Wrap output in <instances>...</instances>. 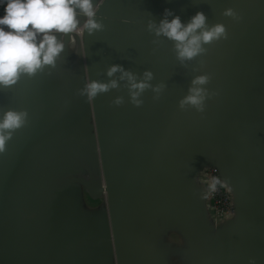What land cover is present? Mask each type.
I'll return each instance as SVG.
<instances>
[{
	"label": "crops",
	"instance_id": "obj_1",
	"mask_svg": "<svg viewBox=\"0 0 264 264\" xmlns=\"http://www.w3.org/2000/svg\"><path fill=\"white\" fill-rule=\"evenodd\" d=\"M100 6L105 29L85 32L83 42L66 40L51 75L45 70L0 90V110L29 114L0 154V264H264V0H102ZM228 8L241 19L224 16ZM165 9L185 23L202 11L209 25L223 23L228 36L250 45H206L207 54L185 68L173 43L154 44L147 29ZM201 60L200 71H192ZM113 64L140 75L151 70V83L167 87L159 100L145 91L141 107L130 103L124 82L89 102L78 95L86 81L107 82ZM201 74L211 75L206 87L218 94L204 113L181 110L179 101ZM117 96L123 105L112 104ZM208 160L252 196L250 227L226 230L212 243L202 221L203 188L191 177ZM105 169L117 182L112 220L105 197L59 181L100 180ZM45 195L50 201L42 205Z\"/></svg>",
	"mask_w": 264,
	"mask_h": 264
},
{
	"label": "clouds",
	"instance_id": "obj_2",
	"mask_svg": "<svg viewBox=\"0 0 264 264\" xmlns=\"http://www.w3.org/2000/svg\"><path fill=\"white\" fill-rule=\"evenodd\" d=\"M0 5L4 6V14L0 16V90L16 86L24 77L35 78L45 70L51 75L66 50V38L81 27L88 34L105 29L104 18H98L95 10V0H0ZM223 15L235 21L241 19L232 8L226 9ZM147 29L156 37L154 44H161V38L173 43L175 57L185 68L207 54L206 45L228 39L226 26L223 23L209 25L202 11L185 23L172 10L165 9L163 19L159 23L150 19ZM203 66L204 61L201 60L200 67H194L192 71L198 72ZM106 75L109 78L107 82L86 81L85 86L78 90V95L86 96L89 102L98 95L120 89L121 82H124L130 103L141 107L145 91L151 89L155 93L153 99L159 100L167 87L163 82L151 83L155 79L151 70H145L140 75L122 65L113 64L108 67ZM210 81V74L195 76L188 94L179 101V108L204 113L206 101L218 94L206 87ZM124 103L123 96H117L112 101L115 106ZM28 117L26 110H0V154L7 152L8 142L14 134L27 126ZM218 183V179L214 180L212 187L215 188ZM250 264H255V261H250Z\"/></svg>",
	"mask_w": 264,
	"mask_h": 264
},
{
	"label": "water",
	"instance_id": "obj_3",
	"mask_svg": "<svg viewBox=\"0 0 264 264\" xmlns=\"http://www.w3.org/2000/svg\"><path fill=\"white\" fill-rule=\"evenodd\" d=\"M97 2V0H95V3ZM101 5V4H100ZM101 6H99V9L97 10V14H99L100 12H98L100 10ZM85 32L84 31V35L82 38H80L77 34L72 33L70 34L69 37L66 38V40L69 39H73L75 40H79L81 42H83V38L85 36ZM223 43H230L233 47H236L238 44H242L244 46H249L250 44L245 43L243 41H241L239 39V36L236 35H231L228 36V39L226 40H220L214 44H212V46L218 47L220 44ZM95 151H99V147H95L94 148ZM207 164H213L215 165L220 174L221 177L231 186L234 197H235V207L237 210V214L236 217L232 220H229L228 224L221 226L218 223H215L212 218L209 217V212H208V208H207V203H206V184L200 180L199 177V172L201 170V166L207 165ZM191 177L193 180V183L195 185L201 186L203 188V202H204V206H205V210L202 214V221L204 223V228L205 231L209 234L210 237V242L212 243L213 241H215L224 231L226 230H239L240 232H244L245 228L250 227V225H248V223L252 224V210H251V204H252V196L250 193H245L242 191V187L241 185L235 180V179H231L228 177L227 173L225 172V170L223 169V166H219L218 164L212 160H208L205 161L203 163H201L200 165H197L195 168H193L192 172H191ZM59 181L61 184L64 185H74V186H80L83 188H88L90 194L93 197H105L108 200V208L106 209L107 215L109 216V218L112 220L114 218V208L112 206V202H113V196L115 193V190L117 188V182L116 180L110 176L109 172L106 171V169L104 170V174L102 179L100 180H95L92 177L87 178H82V179H78V178H67V177H60ZM42 196V194H40V197ZM45 199L42 201V205L43 204H48L50 201V197L49 195H45ZM42 200V197L40 198ZM255 204V203H254ZM250 211V213L248 212ZM28 217V215H26ZM42 216L44 217H48L49 216V210H45L42 212ZM108 241L111 243L113 250L116 252V233L114 231H112V233L109 235ZM116 249V250H115Z\"/></svg>",
	"mask_w": 264,
	"mask_h": 264
},
{
	"label": "built area",
	"instance_id": "obj_4",
	"mask_svg": "<svg viewBox=\"0 0 264 264\" xmlns=\"http://www.w3.org/2000/svg\"><path fill=\"white\" fill-rule=\"evenodd\" d=\"M102 0H97L95 10L99 9ZM4 14V6L0 5V16ZM81 27L75 34L80 38L84 35ZM200 180L206 184V203L209 217L221 226L228 224L229 220L236 217L235 197L231 186L221 177L218 168L213 164L204 165L199 172ZM218 179L220 183L212 187L213 181Z\"/></svg>",
	"mask_w": 264,
	"mask_h": 264
},
{
	"label": "rangeland",
	"instance_id": "obj_5",
	"mask_svg": "<svg viewBox=\"0 0 264 264\" xmlns=\"http://www.w3.org/2000/svg\"><path fill=\"white\" fill-rule=\"evenodd\" d=\"M203 168V166H201V169Z\"/></svg>",
	"mask_w": 264,
	"mask_h": 264
}]
</instances>
